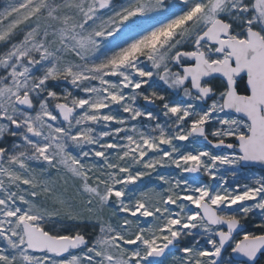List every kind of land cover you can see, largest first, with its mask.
Here are the masks:
<instances>
[{
  "label": "snow or ice",
  "instance_id": "snow-or-ice-1",
  "mask_svg": "<svg viewBox=\"0 0 264 264\" xmlns=\"http://www.w3.org/2000/svg\"><path fill=\"white\" fill-rule=\"evenodd\" d=\"M0 264H264V0H0Z\"/></svg>",
  "mask_w": 264,
  "mask_h": 264
}]
</instances>
